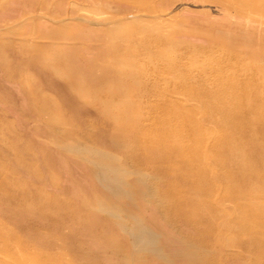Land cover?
Returning a JSON list of instances; mask_svg holds the SVG:
<instances>
[{
  "label": "rangeland",
  "instance_id": "1",
  "mask_svg": "<svg viewBox=\"0 0 264 264\" xmlns=\"http://www.w3.org/2000/svg\"><path fill=\"white\" fill-rule=\"evenodd\" d=\"M0 264H264V0H0Z\"/></svg>",
  "mask_w": 264,
  "mask_h": 264
},
{
  "label": "bare ground",
  "instance_id": "2",
  "mask_svg": "<svg viewBox=\"0 0 264 264\" xmlns=\"http://www.w3.org/2000/svg\"><path fill=\"white\" fill-rule=\"evenodd\" d=\"M240 150H241V149H240ZM259 150H260V149H259ZM237 153H238V152H237ZM252 153H253V151H252ZM250 154H251V153H250ZM253 154H254V153H253ZM238 155L240 156V154H239V153H238ZM255 157H256V156H255ZM242 162H243V161H242ZM247 175H248V174H247ZM247 175H246V176H247ZM6 185H7V184H6Z\"/></svg>",
  "mask_w": 264,
  "mask_h": 264
}]
</instances>
